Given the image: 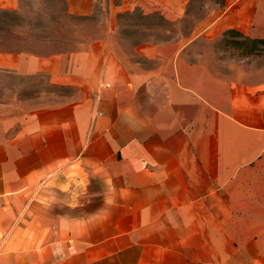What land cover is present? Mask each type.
Returning <instances> with one entry per match:
<instances>
[{
	"label": "crops",
	"instance_id": "1",
	"mask_svg": "<svg viewBox=\"0 0 264 264\" xmlns=\"http://www.w3.org/2000/svg\"><path fill=\"white\" fill-rule=\"evenodd\" d=\"M61 1L107 5L104 26L0 48V74L29 83L0 113V264H264V63L193 62L188 36L153 31L119 43V13L175 22L189 0ZM228 30L264 38V0L190 37Z\"/></svg>",
	"mask_w": 264,
	"mask_h": 264
},
{
	"label": "rangeland",
	"instance_id": "2",
	"mask_svg": "<svg viewBox=\"0 0 264 264\" xmlns=\"http://www.w3.org/2000/svg\"><path fill=\"white\" fill-rule=\"evenodd\" d=\"M227 2L189 0L185 17L175 22L166 21L156 13L143 16L138 11H123L113 20L116 37L131 52L132 45L142 37H151L152 31L157 40L188 36L185 56L193 62L204 59L218 66L236 62L264 63V44H254L244 41L240 36L224 33L213 40H207L202 35L190 37L206 18L220 15ZM107 9V5L99 4L95 6L93 15L77 18L67 15L61 0H26L20 10L9 14L0 13V48H16L31 37H63L81 34L91 26L100 28L104 26L103 17L108 13ZM28 88L27 81L0 74V113L3 108L15 109L19 106Z\"/></svg>",
	"mask_w": 264,
	"mask_h": 264
},
{
	"label": "trees",
	"instance_id": "3",
	"mask_svg": "<svg viewBox=\"0 0 264 264\" xmlns=\"http://www.w3.org/2000/svg\"><path fill=\"white\" fill-rule=\"evenodd\" d=\"M225 35H237V36H240L242 38H244V41H249L251 43H254V44H264V38H254V39H250V38H247V37H244L242 36L241 34H239L237 31L235 30H228L224 33Z\"/></svg>",
	"mask_w": 264,
	"mask_h": 264
}]
</instances>
